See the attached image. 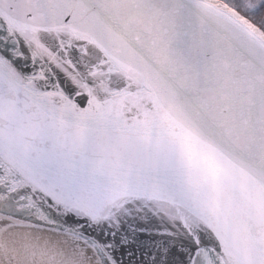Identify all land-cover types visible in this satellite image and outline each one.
<instances>
[{
  "label": "snow or ice",
  "instance_id": "obj_1",
  "mask_svg": "<svg viewBox=\"0 0 264 264\" xmlns=\"http://www.w3.org/2000/svg\"><path fill=\"white\" fill-rule=\"evenodd\" d=\"M0 264H264V0H0Z\"/></svg>",
  "mask_w": 264,
  "mask_h": 264
},
{
  "label": "water",
  "instance_id": "obj_2",
  "mask_svg": "<svg viewBox=\"0 0 264 264\" xmlns=\"http://www.w3.org/2000/svg\"><path fill=\"white\" fill-rule=\"evenodd\" d=\"M77 102H80L82 104V106H83L84 103H86V101H84L82 99H79V98H78V101Z\"/></svg>",
  "mask_w": 264,
  "mask_h": 264
}]
</instances>
